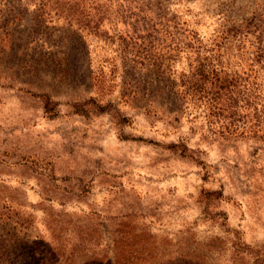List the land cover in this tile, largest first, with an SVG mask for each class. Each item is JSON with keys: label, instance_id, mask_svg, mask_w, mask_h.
Instances as JSON below:
<instances>
[{"label": "rangeland", "instance_id": "rangeland-1", "mask_svg": "<svg viewBox=\"0 0 264 264\" xmlns=\"http://www.w3.org/2000/svg\"><path fill=\"white\" fill-rule=\"evenodd\" d=\"M176 20L264 59V0H0V264H264V141L175 93Z\"/></svg>", "mask_w": 264, "mask_h": 264}, {"label": "trees", "instance_id": "trees-1", "mask_svg": "<svg viewBox=\"0 0 264 264\" xmlns=\"http://www.w3.org/2000/svg\"><path fill=\"white\" fill-rule=\"evenodd\" d=\"M244 32L242 26L233 25L217 31L210 42L204 43L198 33L185 29L176 20L174 36L164 33L170 41L161 46L159 59H168L172 52L187 61L188 68H181L174 79L173 87L181 100L204 105L227 132L244 134L245 130L239 131L236 126L242 121L249 125L246 130L253 138L264 141V59H241L244 47L237 44L236 38ZM37 245L40 244L34 243L35 253L39 247L45 251L37 259L33 256V263L54 264L53 250ZM116 258L114 255V264L118 262Z\"/></svg>", "mask_w": 264, "mask_h": 264}]
</instances>
